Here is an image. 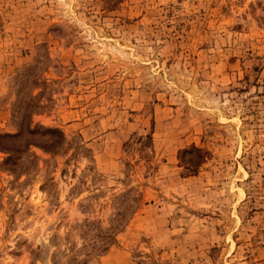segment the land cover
<instances>
[{"label": "rangeland", "instance_id": "1", "mask_svg": "<svg viewBox=\"0 0 264 264\" xmlns=\"http://www.w3.org/2000/svg\"><path fill=\"white\" fill-rule=\"evenodd\" d=\"M0 264H264V0H0Z\"/></svg>", "mask_w": 264, "mask_h": 264}]
</instances>
